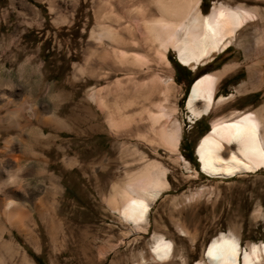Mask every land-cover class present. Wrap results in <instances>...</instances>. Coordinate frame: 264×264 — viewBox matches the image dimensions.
Wrapping results in <instances>:
<instances>
[{"label":"rangeland","instance_id":"rangeland-1","mask_svg":"<svg viewBox=\"0 0 264 264\" xmlns=\"http://www.w3.org/2000/svg\"><path fill=\"white\" fill-rule=\"evenodd\" d=\"M156 1L0 0V83L8 84L0 88V264H137L139 255L149 259L153 235L173 247L162 264H206L203 252L221 233L234 235L243 250L264 242V171L211 179L196 154L212 120L263 102L260 67L258 81L247 83L264 43L256 47L246 26L223 54L193 70L145 33ZM218 4L264 8L248 0H198L197 9L207 15ZM107 28L138 46L119 48ZM123 51L146 61L122 64ZM232 65L215 95L233 98L195 119L186 106L191 83ZM128 72L139 82L171 84L161 126L178 133L176 153L160 141L159 126L136 124V109L126 108L135 88L121 94ZM107 89L118 95L106 96ZM93 91L105 109L91 100ZM150 162L167 171L169 188L135 231L113 211L119 200L112 190Z\"/></svg>","mask_w":264,"mask_h":264},{"label":"bare ground","instance_id":"bare-ground-1","mask_svg":"<svg viewBox=\"0 0 264 264\" xmlns=\"http://www.w3.org/2000/svg\"><path fill=\"white\" fill-rule=\"evenodd\" d=\"M248 1L264 6V0ZM197 5L198 0H157L154 3V8L159 14L158 17L156 14L145 21V33L149 34L151 42L158 44L159 51L165 52L168 46L175 49L181 65L194 70L211 62L215 56L223 54L231 46L235 37L246 26L252 28L255 46L257 41L264 43V8L258 12L255 7H228L218 4L212 6L209 14L202 15L198 12ZM146 13H151V11L147 10L144 14ZM255 19H258L260 24L258 29L254 28ZM106 31L114 38L117 37L115 40L119 48L138 46V43L133 40L127 42L119 35V32L109 28ZM150 48L149 50H151ZM90 55L92 56L93 53ZM122 55V60H120L123 62L122 64L134 66L136 63L141 64L146 61L140 58L142 56L138 57L136 53L128 54L123 51ZM256 66L260 67L259 71L263 72V81H261L262 79L260 81L263 82L262 88H264V45L259 49L254 64L249 67L247 86H253V83L259 79L254 78L257 75L254 70ZM233 67V65L226 66L216 73L202 75L193 81V84L191 83L186 106L195 119L206 116L211 110L233 98L234 94L227 97L220 96L218 99L215 95L217 84ZM87 69L92 75V70ZM127 75L126 83L120 88L123 89L122 94L125 93L124 89L127 92L126 88H129L130 85L135 86L126 104V108L132 109V111L136 109L133 111V115L138 117L135 123L137 121L138 124H142L146 120L144 122H149L153 129L159 126L157 135H159L160 141L173 153H176L178 133L166 130L161 126L162 120L166 116L164 103H166L168 91L172 88L171 84L164 83L158 78L139 82L133 76L134 73L128 72ZM116 85H121V83L116 82ZM118 89L115 88L114 91H119L120 89ZM239 93L240 91L236 90V94ZM110 94L118 95L117 92L113 93L111 89H107L105 95ZM90 98L97 107L106 108L102 102L104 98L100 96V93L98 96L97 91L91 92ZM197 103H200L199 107H196ZM123 106L125 107V105ZM109 119L111 117L108 116V124L111 125ZM144 137H142V141H146L143 139ZM135 154L140 162L144 159L140 152L137 151ZM196 154L201 173L211 179H232L264 171V100L256 109L246 112L235 111L227 116L212 120L209 131L198 143ZM140 168L127 175L123 184L114 186L112 195L119 200V206H114V202L112 205L109 203L111 209L114 206L113 211L117 216L133 226L135 231L143 230L142 227L146 224L150 206L169 188L166 181L167 171L158 163L150 162ZM5 207L10 208L9 204ZM179 231L185 233L181 229ZM161 236L153 235L147 254L149 259H144L142 255H139L137 264H162L171 259L172 244ZM239 245L234 235L221 233L209 242L203 252L205 263L258 264L264 260V242L252 244L247 250L241 249Z\"/></svg>","mask_w":264,"mask_h":264},{"label":"crops","instance_id":"crops-1","mask_svg":"<svg viewBox=\"0 0 264 264\" xmlns=\"http://www.w3.org/2000/svg\"><path fill=\"white\" fill-rule=\"evenodd\" d=\"M8 87V84L7 83H0V88H7ZM1 131H4L3 127L0 128V135L2 134Z\"/></svg>","mask_w":264,"mask_h":264},{"label":"water","instance_id":"water-1","mask_svg":"<svg viewBox=\"0 0 264 264\" xmlns=\"http://www.w3.org/2000/svg\"><path fill=\"white\" fill-rule=\"evenodd\" d=\"M190 91H191V86H190V88H189V91H188V94H187V95H189Z\"/></svg>","mask_w":264,"mask_h":264}]
</instances>
